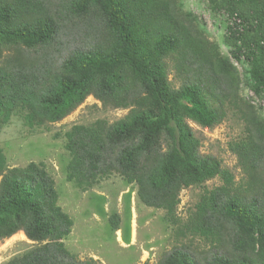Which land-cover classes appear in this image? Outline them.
<instances>
[{"label":"trees","instance_id":"obj_1","mask_svg":"<svg viewBox=\"0 0 264 264\" xmlns=\"http://www.w3.org/2000/svg\"><path fill=\"white\" fill-rule=\"evenodd\" d=\"M222 2L242 23L231 55L249 65L250 88L263 96L264 1ZM91 18L100 30L88 49L71 52L53 71L30 58L55 43L66 21ZM166 60L173 62L178 89L168 81ZM238 85L235 66L179 0H0V130L14 116L31 130L57 123L89 96L130 109L112 125L97 120L65 133L66 181L86 191L118 174L170 223L182 189L221 179L178 229L209 241L212 250L201 257L175 248L158 264H264V121ZM229 111L244 123V137L229 145L245 176L239 187L217 159L199 154L187 125L213 128ZM57 201L43 164L8 169L0 149V241L23 232L46 242L6 264H97L64 248L73 222ZM109 222L117 231V216Z\"/></svg>","mask_w":264,"mask_h":264},{"label":"rangeland","instance_id":"obj_2","mask_svg":"<svg viewBox=\"0 0 264 264\" xmlns=\"http://www.w3.org/2000/svg\"><path fill=\"white\" fill-rule=\"evenodd\" d=\"M179 2L185 13L197 19L204 35L218 47L220 54L235 66L239 96L254 105L264 121V95H254L250 88L249 65L242 57L237 61L231 55L237 36L235 31L242 32L236 25L242 23L226 13L222 0ZM243 27L248 28L244 24ZM99 30L93 18L66 21L55 43L31 54L30 58L37 66L53 71L71 52L88 49L99 38ZM166 63L168 81L172 88L178 89L180 82L174 73L173 62L166 60ZM129 110L103 106L89 96L61 121L36 130L28 129L20 116H14L0 130V149L5 155L6 166L11 169L24 168L30 163L43 164L54 181L57 206L73 222L70 234L62 240L64 248L78 261L92 259L97 264H158L165 254L179 247L201 257L208 254L212 250L209 241L188 233L181 236L178 229L188 222L202 195L222 185L220 178L182 189L174 213L175 223L167 220L165 211L144 206L137 197V186L127 184L118 174L99 180L86 191L66 181L70 157L65 150V133L75 125L88 126L97 120L112 125L124 119ZM187 125L200 143L199 154L217 159L221 168L233 176L235 187L244 185V173L229 149L231 143L244 137L242 119L229 111L226 118L213 128H203L191 121H187ZM114 215L118 219L117 231L109 222ZM45 243L30 241L23 232H18L0 241V264L20 258Z\"/></svg>","mask_w":264,"mask_h":264}]
</instances>
